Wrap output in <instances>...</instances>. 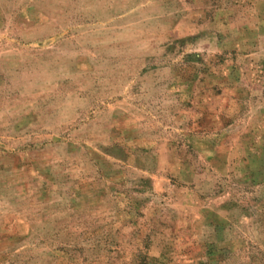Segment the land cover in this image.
<instances>
[{
    "label": "rangeland",
    "instance_id": "1",
    "mask_svg": "<svg viewBox=\"0 0 264 264\" xmlns=\"http://www.w3.org/2000/svg\"><path fill=\"white\" fill-rule=\"evenodd\" d=\"M0 264H264V0H0Z\"/></svg>",
    "mask_w": 264,
    "mask_h": 264
}]
</instances>
